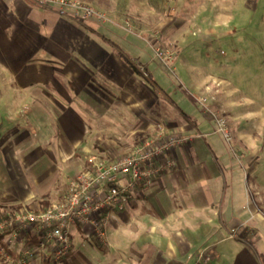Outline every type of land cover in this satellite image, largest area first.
<instances>
[{"label":"crops","instance_id":"crops-1","mask_svg":"<svg viewBox=\"0 0 264 264\" xmlns=\"http://www.w3.org/2000/svg\"><path fill=\"white\" fill-rule=\"evenodd\" d=\"M108 1L98 6L108 20L82 21L74 11L61 15L31 0H0V215L48 206L89 157L116 158L164 126L194 138L174 151L176 168L138 191L125 210L112 212L106 240L91 224L75 225L64 264H264V200L241 186L229 159V178L224 174L217 146L196 141L205 136L195 129L206 111L199 97L176 94L147 41L152 20L162 29V13L147 0ZM188 5L193 14L173 23L181 55L185 22L203 30L200 23L232 16L207 10L227 6L226 0ZM184 65L201 68L185 58ZM194 78L191 90L206 96L205 80ZM228 90H220L225 112L236 107ZM238 148L235 157L253 166L256 148L250 158Z\"/></svg>","mask_w":264,"mask_h":264},{"label":"rangeland","instance_id":"rangeland-1","mask_svg":"<svg viewBox=\"0 0 264 264\" xmlns=\"http://www.w3.org/2000/svg\"><path fill=\"white\" fill-rule=\"evenodd\" d=\"M82 1L97 7H102V4L106 7L109 3L108 0ZM147 2L151 9L163 14V16L161 14L162 20L164 19L162 29L155 20L148 24L151 30H148L147 41L149 45H154L152 49L154 58L167 82L172 83L178 96L195 99L196 96L200 98L202 95L199 96L191 90L192 82L195 81L194 76L202 78L207 84V91L205 86L201 92H207L204 96L206 100L201 103L202 106L200 105L206 113L202 117L203 124L195 129V132L201 130L205 136L196 141L217 146L220 152L216 153L222 155L219 161L224 174L229 178L230 172L225 165V161L229 159V162L230 160L232 162L230 171L240 180L241 186L245 189L250 187L248 191L253 192L255 198L260 197L264 200V0H226L227 6L207 7V10L213 11L214 14L231 13L233 17H229V22L200 23L202 29L205 27L203 30H199L197 24L195 26L190 21L185 22L182 29L186 42L181 40L183 55L179 53L177 42H172L173 32L176 30L173 29L175 27L173 23L182 14L185 16L193 14V8L189 10V0H147ZM131 9L135 11L136 8L131 7ZM149 16L153 17V15ZM158 34H160L159 42L156 45L153 44L155 42L153 40L157 39ZM157 46L171 50L174 54L173 59L168 62L159 60L154 51ZM184 58L193 65L200 66L199 71L189 66L183 67ZM140 69L144 78H150L149 70L145 69L148 73L146 75L143 69ZM227 88L232 94V100L236 101V107L233 111L225 112L221 110L220 96ZM167 92L173 99L176 97L174 92L168 90ZM179 101V105L184 108L182 100ZM184 110L188 111V108L185 107ZM214 112H220L226 117L232 135L230 140L219 130L217 121L219 115ZM238 146L244 150L242 153L249 156L248 158L252 154V149L256 148L257 157L253 166L248 167L245 160L240 161L235 157V152L239 151ZM245 166L248 167L246 170ZM256 183L257 189H255ZM199 191L205 192L203 185ZM256 191L258 193H255ZM225 205L226 203H221L220 206L225 207ZM263 205L264 202H261V206ZM17 209L19 208L7 209L5 213Z\"/></svg>","mask_w":264,"mask_h":264},{"label":"built area","instance_id":"built-area-1","mask_svg":"<svg viewBox=\"0 0 264 264\" xmlns=\"http://www.w3.org/2000/svg\"><path fill=\"white\" fill-rule=\"evenodd\" d=\"M43 8H56L61 15L74 11L86 21L106 14L82 0H31ZM156 57L168 62L173 52L157 46ZM143 73L148 75L143 69ZM210 90V87H208ZM206 98L202 95L200 103ZM218 114L219 130L230 140L232 135L224 114ZM160 126L127 152L116 158L91 156L86 166L70 181L67 192L43 208L19 207L0 215V261L4 264H31L40 258L46 264H64L72 247V228L91 224L96 236L106 240L107 226L114 211L125 210L140 190L152 185L161 175L176 168L174 151L193 140Z\"/></svg>","mask_w":264,"mask_h":264}]
</instances>
